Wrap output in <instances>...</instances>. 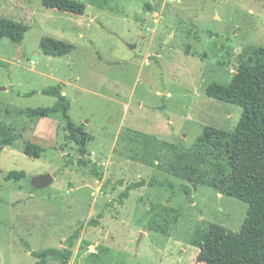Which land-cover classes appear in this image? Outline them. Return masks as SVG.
Returning <instances> with one entry per match:
<instances>
[{"label": "rangeland", "instance_id": "1", "mask_svg": "<svg viewBox=\"0 0 264 264\" xmlns=\"http://www.w3.org/2000/svg\"><path fill=\"white\" fill-rule=\"evenodd\" d=\"M77 1L85 14L42 0H0V16L29 27L21 43L0 39V264H36L33 252L65 247L80 226L69 263L47 264H204L198 243L207 224L240 231L249 203L156 168L165 155L144 153L143 139L188 148L206 126L235 129L242 107L207 90L231 82L246 47H264V0ZM44 37L75 48L50 56ZM57 84L90 135L88 155L96 156L84 158L88 165L79 163L62 112H21L53 106L57 98L43 90ZM9 135L16 141L3 145ZM28 142L44 148L41 157L25 153ZM54 169V182L34 190L32 179ZM13 171L27 176L8 179ZM153 177L173 186L127 190Z\"/></svg>", "mask_w": 264, "mask_h": 264}, {"label": "trees", "instance_id": "2", "mask_svg": "<svg viewBox=\"0 0 264 264\" xmlns=\"http://www.w3.org/2000/svg\"><path fill=\"white\" fill-rule=\"evenodd\" d=\"M47 7L83 15L86 5L77 0H42ZM149 10L154 2L147 3ZM29 27L13 19L0 16V39L11 38L21 43ZM75 46L69 42L44 37L41 49L50 56H63L71 53ZM208 95L235 103L242 107L243 113L233 131L215 126H206L200 136L188 148H180L175 143L165 145L163 168L172 176L192 183L197 189L200 185H209L220 193L238 197L249 203L248 215L240 231H234L223 225L207 224L198 243L200 251L198 261L204 264H264V47H246L238 60V68L228 84L212 83ZM44 94L55 96L56 103L51 107H37L21 110L31 116L50 117L62 112L67 120L71 139L78 145L80 164L88 165L92 161L87 157L90 135L83 124H78L69 115L71 101L63 91V85L57 84L43 90ZM16 137L9 135L3 139V145H10ZM44 148L37 143L28 142L25 153L31 157H41ZM158 158V156H156ZM161 158V157H159ZM158 158V159H159ZM94 166L98 163L94 161ZM98 178L101 173L96 172ZM26 171H13L8 179L26 177ZM121 184H123L121 182ZM145 185L173 186L169 179L151 180L142 178L127 186L130 191ZM187 193L191 190L185 188ZM165 207V206H164ZM164 209L155 214L165 215ZM168 210V209H167ZM174 210V209H173ZM82 226L67 239L63 248H49L42 252H33L39 260L36 264H47L49 258L69 263L74 248L80 238ZM199 234H202L200 230Z\"/></svg>", "mask_w": 264, "mask_h": 264}, {"label": "crops", "instance_id": "3", "mask_svg": "<svg viewBox=\"0 0 264 264\" xmlns=\"http://www.w3.org/2000/svg\"><path fill=\"white\" fill-rule=\"evenodd\" d=\"M64 94H65V92H64ZM143 142H144V145H143L144 153H145V149H147V150L149 149V150L155 151L157 156L159 155V152H162L161 156L166 154L165 145L163 143H171V144L173 143V142H170V141H167L164 139H159L158 137L151 136V135H146L145 138L143 139ZM94 154H95L94 151H91V155H87V157L94 159L93 156H96ZM95 158H97V157H95ZM142 158L144 159V162H146L147 164H150L151 161L149 159H147V157H145V154ZM102 161H103V158H99L96 162L100 163ZM164 161L162 160V157L160 159L155 160V163H156L155 166H156V168L159 167L161 170L167 172L163 168ZM116 190H118V189L113 185V191H116ZM121 195L124 196L125 198H127V197L129 198V192L128 191L121 192ZM122 204H124V202H122ZM152 218H153V216H152Z\"/></svg>", "mask_w": 264, "mask_h": 264}, {"label": "water", "instance_id": "4", "mask_svg": "<svg viewBox=\"0 0 264 264\" xmlns=\"http://www.w3.org/2000/svg\"><path fill=\"white\" fill-rule=\"evenodd\" d=\"M56 170L57 169H54L50 172L40 174V175L34 177L31 181L33 189L34 190L42 189V188H45V187L49 186L50 184H52L55 180L54 173Z\"/></svg>", "mask_w": 264, "mask_h": 264}]
</instances>
